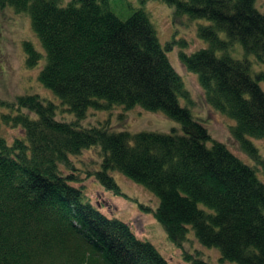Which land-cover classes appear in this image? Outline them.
Returning a JSON list of instances; mask_svg holds the SVG:
<instances>
[{
    "label": "trees",
    "instance_id": "trees-1",
    "mask_svg": "<svg viewBox=\"0 0 264 264\" xmlns=\"http://www.w3.org/2000/svg\"><path fill=\"white\" fill-rule=\"evenodd\" d=\"M158 1L173 9L174 21H206L197 36L207 47L179 58L198 76L206 103L234 122L231 135L253 165L181 105L191 95L167 52L186 41L164 48L144 8L123 20L109 0H0V9L31 17L46 58L39 82L59 100L0 102L13 109L5 124L23 133L12 143L0 135V264H169L130 224L86 199L74 158L92 147L101 162L87 176L121 195L118 172L153 194L157 207H141L186 262L206 264L184 251L192 230L221 263L264 264V157L251 141H264V71L256 67H264V13L255 0ZM24 51L27 68H35L43 55L32 43ZM115 106L161 112L181 128L130 133L82 125L90 109ZM58 110L75 119L59 120Z\"/></svg>",
    "mask_w": 264,
    "mask_h": 264
},
{
    "label": "rangeland",
    "instance_id": "rangeland-1",
    "mask_svg": "<svg viewBox=\"0 0 264 264\" xmlns=\"http://www.w3.org/2000/svg\"><path fill=\"white\" fill-rule=\"evenodd\" d=\"M109 4L111 10L123 20L128 19L135 9L144 8L150 15L158 39L164 48L173 41H186L187 46L184 48L175 44L173 49L167 52L170 63L181 76L191 95V102L183 98L180 100L181 105L188 107L193 116L206 126L213 140L224 144L245 164L253 165L231 135L230 127L234 122L215 112L206 103L198 76L187 71L179 58L181 51L192 53L207 47V44L197 36L198 26L207 24L206 21H192L187 17L174 21L173 9L158 0H109ZM255 6L260 13H264V0H255ZM25 43H32L36 51L43 55L39 64L33 69L26 66ZM45 62L44 51L33 31L29 14H17L9 6L0 9V102L16 103L18 97L29 95H38L45 101L59 102L53 93L39 82V75ZM256 67H261L264 71L263 66ZM261 86L264 88V83ZM12 111L13 109L10 110L0 104V135L8 143H12L15 137L23 135L20 128L7 125L3 121V115H12ZM57 118L68 122L75 119L73 114H62L60 110L57 112ZM103 123L108 124L109 129L114 132L127 130L130 133H169L172 129L181 128L180 124L167 118L163 113L150 112L140 106L130 110L122 106L103 110L90 109L87 118L82 121L84 127ZM251 141L264 157V141L259 139H251ZM99 154V148L92 147L74 158L75 168L80 171L79 177H82L80 185L85 189L86 199L107 216L130 224L135 234L155 246L169 264H190L183 259V252L168 240L164 228L154 219L153 214L142 209L141 205L153 210L157 207L158 199L153 194L118 172H113L112 175L121 190V195L106 190L94 178L87 176V170L94 172L99 169L101 162ZM258 176L264 180L262 172L258 171ZM188 240L184 251L193 256L197 252L200 253L206 264H234L221 263L219 251L200 245L192 230L188 233Z\"/></svg>",
    "mask_w": 264,
    "mask_h": 264
}]
</instances>
